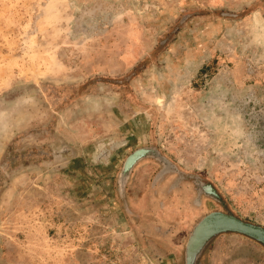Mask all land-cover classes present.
Returning <instances> with one entry per match:
<instances>
[{"label":"rangeland","instance_id":"rangeland-1","mask_svg":"<svg viewBox=\"0 0 264 264\" xmlns=\"http://www.w3.org/2000/svg\"><path fill=\"white\" fill-rule=\"evenodd\" d=\"M140 148L264 229V0H0V264H185L193 184Z\"/></svg>","mask_w":264,"mask_h":264},{"label":"flooded vegetation","instance_id":"flooded-vegetation-1","mask_svg":"<svg viewBox=\"0 0 264 264\" xmlns=\"http://www.w3.org/2000/svg\"><path fill=\"white\" fill-rule=\"evenodd\" d=\"M38 153L30 154L31 155H37ZM158 153L154 151L153 148H140L135 151H133L128 157L129 160L127 161L125 167L128 165H131L136 159L152 155L154 158L159 160L161 162L160 166V172L161 171H172L177 172L178 170L176 168H173L166 160H163ZM27 164V163H26ZM126 172V170H125ZM179 172V171H178ZM187 174L178 173L177 180L182 181H190L193 189L194 199H193V209L190 211H187V214L189 215L188 220L194 221L192 224V227L189 231V236L185 243V264H199V257L202 256L205 252L209 251V249L212 247V245L222 236H238L243 239H246L251 244L255 246H258L262 249H264V243L259 242L255 239H252L246 235L235 233V232H219L216 234H211L210 236H207L204 238L201 242L199 235L194 236L195 230L197 229L199 223L203 221L206 217L210 215H217V216H229L236 219L241 220L238 218L223 202L221 196L217 193L215 188L206 180L199 176L190 175L186 176ZM177 182V181H176ZM244 223H247L243 220H241Z\"/></svg>","mask_w":264,"mask_h":264},{"label":"water","instance_id":"water-1","mask_svg":"<svg viewBox=\"0 0 264 264\" xmlns=\"http://www.w3.org/2000/svg\"><path fill=\"white\" fill-rule=\"evenodd\" d=\"M219 232H235L246 235L264 243V229L250 223L229 216L210 215L201 221L195 230L194 236L199 235V242L207 236Z\"/></svg>","mask_w":264,"mask_h":264}]
</instances>
